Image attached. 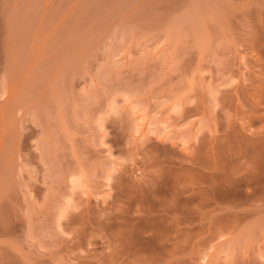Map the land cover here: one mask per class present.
Instances as JSON below:
<instances>
[{"label":"rangeland","instance_id":"374dc122","mask_svg":"<svg viewBox=\"0 0 264 264\" xmlns=\"http://www.w3.org/2000/svg\"><path fill=\"white\" fill-rule=\"evenodd\" d=\"M0 264H264V0H0Z\"/></svg>","mask_w":264,"mask_h":264}]
</instances>
